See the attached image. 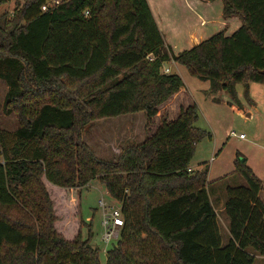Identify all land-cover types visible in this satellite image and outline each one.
<instances>
[{"label":"trees","instance_id":"obj_1","mask_svg":"<svg viewBox=\"0 0 264 264\" xmlns=\"http://www.w3.org/2000/svg\"><path fill=\"white\" fill-rule=\"evenodd\" d=\"M48 1L24 0L13 15L0 14L4 109L19 123L13 132L0 127V264H101L90 238L56 229L43 177L63 188L98 179L121 204L124 226L106 264H254L264 255V181L237 158L245 184L227 187L223 244L209 168H189L210 136L196 125L197 104L163 117L113 160L99 157L83 131L123 114L153 120L184 86L179 74L162 71L166 62L235 98L238 83H264V0H222L225 18L238 16L240 27L178 53L148 0H62L43 11Z\"/></svg>","mask_w":264,"mask_h":264},{"label":"rangeland","instance_id":"obj_2","mask_svg":"<svg viewBox=\"0 0 264 264\" xmlns=\"http://www.w3.org/2000/svg\"><path fill=\"white\" fill-rule=\"evenodd\" d=\"M23 2L24 0H7L0 6V14L7 12L13 15ZM169 19L186 22L188 27L195 30L196 34L193 36L196 37L203 36L207 31L214 30L211 32L213 35L225 30V26L222 27L218 21H212L208 26L202 25L193 11L189 9L185 13L171 15ZM226 29L227 34L232 33L233 24ZM170 65L172 74H181L185 79L186 77L191 78L187 69L178 63L166 62L162 71H169L165 68ZM186 80L192 83L190 82L192 79ZM198 84L201 85L197 86L199 87L197 93L199 118L196 125L206 130L210 136L204 137L196 145L190 164L192 168L202 165L207 166L210 171L213 169L211 176L216 177L214 179L223 177L222 179L226 180L225 183L235 185L237 178L244 183L243 177L236 173L237 158H246L247 165L251 168V162L256 165L264 160V117L255 112L252 103L253 101L255 103L264 102V83L255 81H250L248 85L243 82L238 83L236 85L237 98L226 91L213 93L211 83L209 87L204 83L199 82ZM7 92L6 82L0 79V127L13 132L19 127V123L15 114H9L4 109ZM164 104L160 106L157 116L151 121L148 120L145 112L92 121L84 128L83 139L99 157L107 160L116 159L121 150L129 145L142 142L153 134L163 117L170 119V110L176 109L177 103L173 102L167 107H164ZM239 106H242L245 111L241 112ZM172 113L175 114V112ZM233 132L236 135H233ZM240 134H244L245 137L240 138ZM42 180L54 204V214L57 216L56 229L68 239H73L79 233L83 239L90 238L91 244L100 250L101 264H106L107 251L116 244L118 238L108 243L103 240L105 228L103 208L99 200L103 198L106 203L118 207L121 204L112 197L105 184L98 179L81 188H63L49 182L45 177ZM120 232L121 229L118 235ZM221 232L226 242L228 235L224 230ZM261 259L263 257L258 256L256 264L262 261Z\"/></svg>","mask_w":264,"mask_h":264},{"label":"crops","instance_id":"obj_3","mask_svg":"<svg viewBox=\"0 0 264 264\" xmlns=\"http://www.w3.org/2000/svg\"><path fill=\"white\" fill-rule=\"evenodd\" d=\"M148 2L152 9L154 18L163 34L166 44L171 46L175 53H178L184 49H189L200 43L201 41L207 39L212 35L211 32H213L214 30L207 31L208 33L206 32L201 37H196L195 35L193 36V34H196L193 28H190V26L188 27V25H186V22L183 21H171L172 19H169L171 15L185 13V11L189 9L193 11L194 15L197 16L198 21H201L202 25L208 26L212 21H218V24H221L222 27L225 26V30H227L226 28L230 27L233 24L232 33L236 31L241 25V20L238 16L225 18L223 12L224 5L222 0H148ZM221 16H223V18H221ZM219 19L221 20V23ZM189 35H191L190 40ZM170 63L177 64V62L175 61H170ZM166 69H169V71H166L165 73H172L171 65L170 67L165 68V70ZM180 76L184 81V86L181 87L179 92L164 104V107H167L173 102L177 103L176 109L172 108L170 110L171 117L169 120L176 119L179 116L182 108H187L191 104H197L198 106L197 93L199 87L197 86L201 85L198 84L199 82L204 83L205 86H210L209 81H201L198 78H194L190 75L191 78L186 77V79H192V81H190L192 83H189V80H186L183 75L180 74ZM252 103L254 105L255 112L264 117V102L262 101V103H259L257 101L255 103L253 101ZM244 111V108L241 109V112ZM172 112H175V114H173ZM122 151L123 150H121V152ZM121 152L119 154H121ZM251 166L255 174L264 181V160H262L260 164L256 163V165H253V163L251 162ZM189 168L192 171H197L203 169V166L200 165L198 167L192 168L190 164ZM212 171L213 169H211V171L209 170L208 173V192L210 200L218 214L220 229L224 230L228 235V239L226 242L223 239V244H226L230 238L229 221L227 220L224 212L227 200V187L230 185L235 186L245 184V181L243 183L241 179L237 178L236 183H234L235 185L229 182L225 183L224 181L226 180L222 179L223 177H217L218 179H214L216 177L211 176ZM260 196L264 200V191L261 192ZM258 256L263 257L264 259V255H256L254 264H256ZM263 259H261L262 261H260L258 264H264Z\"/></svg>","mask_w":264,"mask_h":264},{"label":"built area","instance_id":"obj_4","mask_svg":"<svg viewBox=\"0 0 264 264\" xmlns=\"http://www.w3.org/2000/svg\"><path fill=\"white\" fill-rule=\"evenodd\" d=\"M61 1L62 0H49L43 5L42 10L47 11L50 8L58 6L61 4ZM85 13L86 15L89 14L88 11ZM233 135H236V133L233 132ZM244 137V134H240V138ZM99 204L103 208V226L105 228L103 240L108 243L119 237L118 231L124 226L122 206L110 205L106 203L103 198L99 200Z\"/></svg>","mask_w":264,"mask_h":264}]
</instances>
